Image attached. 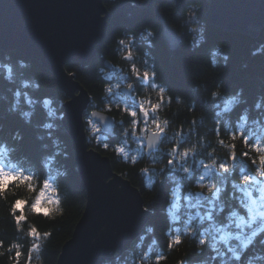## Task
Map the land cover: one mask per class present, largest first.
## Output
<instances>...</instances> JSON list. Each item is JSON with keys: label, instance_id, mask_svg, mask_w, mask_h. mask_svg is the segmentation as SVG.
<instances>
[{"label": "clouds", "instance_id": "clouds-1", "mask_svg": "<svg viewBox=\"0 0 264 264\" xmlns=\"http://www.w3.org/2000/svg\"><path fill=\"white\" fill-rule=\"evenodd\" d=\"M125 2L129 4L128 16L132 18L138 10L147 7L149 0L147 3L123 0L121 4ZM185 3L182 16L175 19L182 21L179 28L173 27L157 12L141 24L143 27L122 28L114 35L112 43L115 47L110 49V54H114L115 61L107 58L101 50L95 63L94 75L104 82L101 90L103 106L93 100L81 112L86 143L111 151L121 162L131 166L146 161L139 172L151 174L145 185L148 191H152L156 180L164 178L163 174L168 169L177 182L165 209L172 222L163 233L171 242L167 245V253L153 255L159 242L153 235L156 231L154 226L149 224L132 245L124 250H115L103 264H163L173 248L185 242L189 248L195 249L197 256L204 253L206 246L209 248V254L199 264H264V95L256 99L254 110L260 115L255 121H250V110L245 108L237 127L224 126L227 139L221 138L216 128L203 133L198 129L204 128L206 123L221 126L226 113L246 104L243 88L228 94L218 80L211 88L194 82L193 90L200 97L202 90L207 93L206 103L215 104L219 110L212 121H207L201 114L191 122L190 129H181L175 124V113L173 117L161 114L164 111L163 98L166 97L170 104L172 97L167 95V86L155 80L158 36L171 54L181 47L195 52L208 42V25L202 19V8L196 6L204 4V0H185ZM251 55L264 56V42L258 43L251 50ZM207 57L213 70L226 68L231 59L230 50L222 48L220 43L209 50ZM242 67L247 68L248 65L245 63ZM31 68L29 60L13 62L10 54L0 53V105H5L9 114L18 115L25 124L37 128V140L50 141L41 145L45 155L40 163L45 174L43 189L35 199L44 212L54 209L56 213H62L56 189L61 179H67L70 172L78 171L58 159L71 157L68 144L58 135L68 133L63 125L67 110L56 96L35 95L41 91V81L29 74ZM4 84L7 87H3ZM138 85L140 90L136 91ZM133 99L138 105L136 108L132 107ZM175 101L183 104L184 97L177 95ZM187 106L192 111L196 107L191 102ZM38 107L46 118L42 124L36 125L33 117ZM137 111L140 112L139 117L136 116ZM125 116L129 117L127 121ZM108 121L113 122L112 135L105 131ZM250 124L258 131H247ZM209 133L214 137L210 138ZM115 135L119 136V142L110 143ZM23 140L19 129L5 133V126L0 123V190H7L12 182H17L19 187L33 176L40 178L27 157L14 159ZM164 153H167L166 157ZM237 159L243 162L244 167L236 175L232 187L240 197L237 206H230L221 199L224 190L221 177L233 171ZM194 174L198 175L197 181L189 187H182L179 182H187ZM28 190L34 191L32 183H28ZM182 197L190 199L192 214L180 229L174 224L182 219ZM205 201L208 203H203ZM221 216L222 220L219 219ZM185 258L177 260L176 264H187Z\"/></svg>", "mask_w": 264, "mask_h": 264}, {"label": "trees", "instance_id": "trees-1", "mask_svg": "<svg viewBox=\"0 0 264 264\" xmlns=\"http://www.w3.org/2000/svg\"><path fill=\"white\" fill-rule=\"evenodd\" d=\"M123 0H104V5L108 11L107 19V35L104 44L100 51H104L107 58L115 61L114 54H110V49L115 45L112 43L115 34L120 32L122 28L135 29L139 25L149 21L153 14L159 13L173 27L179 28V24L175 19L183 14L185 6L179 10L174 2L163 0L159 3H152V0H142L147 3V7L136 12L135 16L129 18L128 12L131 10L127 2L121 4ZM202 8V19L205 20V13L209 8V3L204 1L196 5ZM206 21V20H205ZM207 23V22H206ZM208 25V23H207ZM143 27V25H141ZM182 31V29H181ZM208 42L195 52L187 47H181L174 54L168 52L167 46L163 39L158 36L156 53L158 57L155 80L164 83L168 88V96L172 97V102L169 104L167 98H163L164 111L162 115L173 117L175 124L181 129L191 128L192 121H195L201 114L205 115L207 121H212L218 106L213 103H206L207 93L201 91L200 94L193 90L194 82L206 84L211 88L215 81L222 82L225 91L228 94H234L238 88L244 89V96L247 100L246 104H241L232 112L226 113L222 117L221 126L206 123L204 128L198 129L200 132H205L209 128H216L220 133L221 138L227 139L225 133V125H230L233 128L238 126L241 114L245 108L250 110V121H255L260 115L254 110L256 99L259 95H264V56H252L251 50L258 43L264 42V30L255 37L244 36L239 33H226L219 29L211 28L208 25ZM217 43L225 50H230L231 59L228 66L219 67L213 70L208 65L209 50ZM10 54L13 62L17 59L29 60L18 52H0ZM98 56L93 59L86 68L80 65L66 66L67 72L76 75V80L88 91L91 96V101L95 100L102 105L101 95L104 82L97 79L94 75L95 63ZM32 68L29 70L30 75H34L41 81V91L35 93L36 96H56L63 103L66 102L65 95L60 92L56 84L55 77L51 72L43 68L36 61L29 60ZM248 67H242L243 64ZM3 87H7L6 84ZM139 85L136 91H139ZM154 97V94H152ZM181 95L184 97L183 104H177L175 97ZM196 105L195 110L188 108L189 103ZM132 107H138L136 101L132 100ZM5 105H0V123L5 126V133H10L19 129L24 136L23 142L19 145L17 152L14 154V159L27 157L28 161L39 172L40 178L33 176L30 181L23 185L17 186V182H12L8 185L7 190H0V264H57L63 245L71 239L74 228L81 219L87 202V193L84 184L77 171L70 172L67 179H61L60 186L56 189L57 197L60 199V207L63 208L62 213H56L54 209H49L44 212L37 205L36 196L43 189V178L45 169L40 161L45 155L42 149V143H50V141H40L36 139L38 129L33 125H27L19 118L18 115L9 114L5 110ZM137 113V112H136ZM115 115V113H112ZM138 117V115L136 114ZM45 113L42 109L37 108L36 114L33 117V124H42L45 120ZM127 121L129 117L125 116ZM258 131L253 129L251 124L247 131ZM68 144V150L71 157L68 160L60 159L62 164H66L70 169L77 168L75 158V147L69 137L58 133ZM209 137L213 138L214 134L209 133ZM110 143L119 142V136L109 140ZM252 141L250 140L249 143ZM103 156L111 160L113 170L128 179L131 184L139 189L144 199L145 207L152 212L151 219L147 225H152L155 228L153 234L158 240V247L155 254L167 253V245L171 242L163 236V233L169 229V224L172 223L165 211L169 204V196L176 187L177 182L173 179L171 169L163 174L162 180H156L152 191H148L145 187L151 174H141L139 169L146 163L141 161L136 166H131L121 162L114 153L104 150L94 143L88 144ZM239 151V142H238ZM165 157L167 153L163 154ZM243 162L237 159L234 163L231 173H224L221 177V186L223 192L221 199L227 202L230 206H237L240 193L232 187V182L236 175L243 170ZM198 179V175L194 174L187 182H179L182 187H189ZM28 183H32L34 191L28 190ZM19 202V203H17ZM190 199L182 197L183 211L181 221L175 222L176 228H183L184 223L191 216ZM203 203H208L207 201ZM215 211V209H212ZM223 219V217H219ZM145 230V228H144ZM143 230V231H144ZM151 237H149V240ZM209 254V248L206 246L204 253L200 256L195 255V249L188 247L185 242L173 248L168 254V259L163 261V264H176V261L186 257L187 264H199V261L204 259Z\"/></svg>", "mask_w": 264, "mask_h": 264}, {"label": "water", "instance_id": "water-1", "mask_svg": "<svg viewBox=\"0 0 264 264\" xmlns=\"http://www.w3.org/2000/svg\"><path fill=\"white\" fill-rule=\"evenodd\" d=\"M169 1L179 10L186 4ZM204 1L209 3L205 20L211 28L249 37L264 30V0ZM107 19L104 0H0V52H18L55 77L66 98L63 125L74 144L77 172L87 193L84 213L57 264H103L115 250L132 245L152 216L139 189L86 143L81 112L91 96L66 70L68 65L86 68L98 56ZM112 127V121L105 125L109 135Z\"/></svg>", "mask_w": 264, "mask_h": 264}, {"label": "rangeland", "instance_id": "rangeland-1", "mask_svg": "<svg viewBox=\"0 0 264 264\" xmlns=\"http://www.w3.org/2000/svg\"><path fill=\"white\" fill-rule=\"evenodd\" d=\"M137 115H138V117L140 116V112L139 111H137V113H136Z\"/></svg>", "mask_w": 264, "mask_h": 264}]
</instances>
